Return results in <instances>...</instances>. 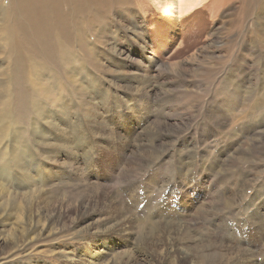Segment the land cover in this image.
<instances>
[{"label":"rangeland","instance_id":"rangeland-1","mask_svg":"<svg viewBox=\"0 0 264 264\" xmlns=\"http://www.w3.org/2000/svg\"><path fill=\"white\" fill-rule=\"evenodd\" d=\"M165 1L106 0L90 69L15 78L44 114L5 103L0 264H264V0L188 38Z\"/></svg>","mask_w":264,"mask_h":264},{"label":"bare ground","instance_id":"bare-ground-1","mask_svg":"<svg viewBox=\"0 0 264 264\" xmlns=\"http://www.w3.org/2000/svg\"><path fill=\"white\" fill-rule=\"evenodd\" d=\"M206 1L209 0H166L163 5L170 17L183 26L182 36L188 38L194 34V28H191L192 33L189 28L191 23L193 25L196 12L205 14L198 11ZM216 1H213L214 5ZM105 8L106 0H0V60L8 58L9 61L0 67V76L9 78L12 84V87H8L6 81H0V137L13 134L11 106L5 105L10 96L15 97L18 110L34 109L38 117L44 114L42 103L34 99L32 89L27 91L23 84L16 83V77L27 75L41 78L47 72L43 61L48 59H52V62H55L54 58L62 60V67L65 62L75 61L72 69L77 71L80 68L79 73L85 65L88 70L91 68L88 64L96 62L91 45L83 41L85 38H97L105 29L103 18L106 16L102 13L106 11ZM198 28L197 31L200 30ZM194 39L190 42H194ZM163 45L162 49L165 50L168 44ZM78 51L79 58L75 55ZM52 66L55 72L58 68L54 64ZM31 93L33 96L27 98ZM14 110H17L15 106Z\"/></svg>","mask_w":264,"mask_h":264}]
</instances>
